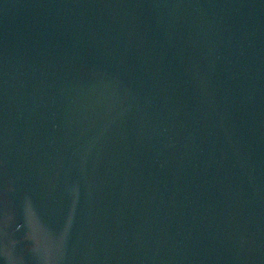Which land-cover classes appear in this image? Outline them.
Returning <instances> with one entry per match:
<instances>
[{
  "label": "water",
  "instance_id": "95a60500",
  "mask_svg": "<svg viewBox=\"0 0 264 264\" xmlns=\"http://www.w3.org/2000/svg\"><path fill=\"white\" fill-rule=\"evenodd\" d=\"M0 264H264V0H0Z\"/></svg>",
  "mask_w": 264,
  "mask_h": 264
}]
</instances>
